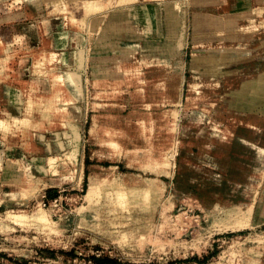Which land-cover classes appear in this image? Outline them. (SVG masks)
I'll use <instances>...</instances> for the list:
<instances>
[{"label":"rangeland","instance_id":"rangeland-1","mask_svg":"<svg viewBox=\"0 0 264 264\" xmlns=\"http://www.w3.org/2000/svg\"><path fill=\"white\" fill-rule=\"evenodd\" d=\"M62 1L0 0V264H264V23L252 13L264 0H180L177 55L161 46L164 0H139L153 6L149 31L120 15L74 24L49 11ZM125 38L134 45L126 55L98 44ZM41 47L57 58L46 67L34 63ZM68 67L80 93L63 113L52 108L64 88L51 72ZM76 144L82 179L43 189L29 178L69 167ZM118 172L161 178L166 191L141 219L100 182L93 213L80 219L88 176ZM41 204L49 228L8 217Z\"/></svg>","mask_w":264,"mask_h":264},{"label":"bare ground","instance_id":"bare-ground-1","mask_svg":"<svg viewBox=\"0 0 264 264\" xmlns=\"http://www.w3.org/2000/svg\"><path fill=\"white\" fill-rule=\"evenodd\" d=\"M162 2H163L162 3V6H163L162 10H163V14H165V17H164L165 19L163 20L164 21L163 27H165V29H163L162 38H164L167 41H165L163 39L164 44L161 46H162V48H164L163 51L164 50H165V52L170 51L171 54L177 55L178 51L175 50V47L173 45H174V42L176 41V39H180V37L176 38L177 35H179V34H178V30L175 26H178V24H179L178 23L176 25V23L178 22V19L180 17L179 16L177 19V16L180 15V14H177V12L178 13L180 12V6L182 3L180 0H164ZM111 6H114L116 8L111 9L109 12H107L108 8H110ZM151 6L152 5H150V4H145V5L139 4V0H63L59 4L53 5V7H51V9L49 8V11L51 12V10H52V12L55 11L58 13L64 12V14H66V16H64V17L67 18L68 17L67 14H69V17L71 16V18H69V20L72 23H74V24L79 23L80 24V23L85 22L86 24H88L90 26L96 25L97 22H99V21H103V23H106V24H108V23L111 24L114 22L113 17L116 15H120V16L125 17L123 19L125 22L133 21L134 23L141 24V25L145 26V28H147V30L149 31L150 29H152L149 27V25L152 24L153 18L148 15L147 9L151 10V8L153 7V6L152 7ZM252 13L258 14L259 21L261 23H264V7H255L254 9H252ZM11 14H12V12H8L6 16L8 18H11L12 17ZM64 14H62V16ZM107 16H108V19H106ZM47 18L45 17L38 24L43 25V22L44 23L46 21L48 22L50 19H47ZM47 22H46V24H48ZM49 24H50V22H49ZM180 24H181V22H180ZM42 25H41V27H42ZM181 31H180V34H181ZM104 36H105V34H104ZM104 36H102V37L99 36L98 40H105V38L107 36L106 37H104ZM139 36H141V35L139 34ZM85 38H86V36H85ZM148 38L151 39L152 37L149 36ZM72 39H75L78 41L77 35H74ZM127 39H129V38H125V41L121 40V41H115V42H111V43L105 42L104 44L103 43L100 44L98 42V44L102 50H104V49L109 50L111 48L110 46L114 45V43H115L118 45L115 50H118V53H120L122 55H126V54H128V52L130 50V46L131 47L134 46L130 42V40H127ZM172 40L174 41L173 44L171 43ZM96 42H94V43H96ZM149 43H151V42H149ZM178 43H179V41H178ZM176 46H177V43H176ZM152 47L158 49L160 46H157V44H156L155 46L153 45ZM179 48H181V47H179ZM81 49L82 48H79L78 50H81ZM111 50H112V48H111ZM80 54H77V55H80ZM34 55H35L34 56V59H35L34 63L36 65L38 64V67H42V66L46 67L45 63H47L49 60H51V59L56 60L57 59L54 51H52V50L46 51L43 47H41V49H37L36 52L34 53ZM80 57H77V58L79 59ZM77 58H76V61H78ZM164 58H166V57H164ZM81 59L79 61V63L81 62V64H78L79 67L77 66L79 69L82 67ZM23 62H24V64L22 67H25V65H27V62H28V60L25 56L23 57ZM32 66H33V64H32ZM44 67H43V69H44ZM32 68H34V66ZM73 68H76V67H73ZM73 68L68 67V68H65V70L61 71V72H58L56 70L55 71L53 70L51 72V75L53 77H55L53 86H56V83H58V86L60 88H64L62 90L65 92V94H63V91H62V93L58 94V96L53 95V97L51 99V103L57 104V105H55V107H52L54 110L56 109V111H62L63 113H66L65 111L68 112L70 109V106L72 107V102L79 97V93H80L79 92V82H80L79 73L76 70H73ZM65 87H67L66 90H65ZM47 96L48 95H45V98ZM65 103H67L68 105H65ZM45 107L49 108V106H47V104H44L43 108H45ZM19 119H20V117H19ZM22 121L26 122V120H22ZM24 122H22V123L20 122L19 124L22 126V124ZM65 125H67V124H65ZM69 125H70V123L67 126H69ZM30 126L31 125H29V127ZM27 127L28 126H26V128ZM24 128H25V126H24ZM20 134H22V132H20ZM25 135H26V132L23 133V136H25ZM71 136H72V131L66 132V142L69 144H70ZM79 146H80V144H76L74 146L75 158H74V162L71 165H69V167H67L65 169L63 168L61 171L54 169V170L50 171L51 174H47L46 171H42L41 169L37 168L36 171L35 170L32 171V172H34V175H33L32 173H30V171L32 170L30 164H28V165L23 164L22 167H25L24 170H26V168H27V171H28V169H31L29 171L30 174L25 173L26 176L29 177V175H30V177H29L30 179L31 178L36 179V177L40 178V180H42L41 183L43 185L42 186L43 189L61 187L73 178L82 179L83 164H82V155L80 153V147ZM262 150H263V148H262ZM0 154L2 155L1 151H0ZM48 157H49L48 159L54 158V156H48ZM11 159L13 161L14 158H11ZM11 159L8 158V160H7L10 164H11V161H9V160H11ZM46 159H47V156H46ZM48 159H47L48 165L52 166L53 163L48 161ZM13 163H16V162H12V165H13ZM21 163L22 162H20L19 164H21ZM10 164L8 165L9 167H10ZM14 165H16V164H14ZM14 165H13V167H14ZM17 166H18V164H17ZM17 166H16V168H20ZM13 167H11V169ZM13 169H12V173L15 170V169L14 170ZM24 170L22 171V168H20L18 170V172L19 173L20 172H22V173L27 172ZM39 172H41V173H39ZM22 173H20V174H22ZM20 174H19V176H20ZM21 176L24 179L26 177L25 175L24 176L21 175ZM28 177H26V179H25L26 181H28V179H27ZM141 178H144V179L143 180L133 179L132 177H129L128 173H125V172H118L117 174L111 173V174H108V175L103 176V177H98L97 175H89L88 176V185L89 186L87 188V191L83 195L84 205H82L83 207L80 206L79 211H78L79 215H80V219L85 220V219L89 218L91 216V214L93 213V211H94L93 209H95V206L97 205L98 197H99L100 192H101L100 186H99L100 182H102L104 184V186H110L112 188L110 190H112V193H113L112 195H114L116 198L115 202H116L117 208L124 210V209H126L124 206L126 204L131 203L130 204L131 208L137 207L143 213V214L142 213L140 214V217L142 219V215H144V213L147 214V212L149 211V208H150L149 206L155 205L157 203V200L166 191V183L161 178H154V176H153V178H150V177H141ZM26 181H25V183H27ZM32 182H33V180H32ZM27 184H30V182ZM110 190L108 192L106 190V193L109 194ZM109 196H110V194H109ZM129 196L131 197V200H128ZM114 205H115V203H114ZM248 210H251V209L249 208ZM245 211L247 213V209ZM235 214L240 215V214H238V211ZM244 214L242 213V215H240L241 220H242L241 216H243ZM245 215L248 216L249 213H247ZM24 216L29 217V219H31L30 221H33V223H36V224L43 226L45 228L46 227L49 228V227H51L52 224L55 223V222H53L54 220H52V218L49 216L46 208H44L42 204L36 205V207L33 209V211L28 213V215H25V214L12 215V214H10L8 217H11V219L14 221H16V220L18 221V219H21L22 217L24 219L25 218ZM247 216H246V218H247ZM243 217H245V216H243ZM135 220H140V219L137 217V219H135ZM240 221H238V222H240ZM236 222H237V219H236ZM247 222H248V219H247Z\"/></svg>","mask_w":264,"mask_h":264},{"label":"trees","instance_id":"trees-1","mask_svg":"<svg viewBox=\"0 0 264 264\" xmlns=\"http://www.w3.org/2000/svg\"><path fill=\"white\" fill-rule=\"evenodd\" d=\"M85 163H86V160H85ZM84 186H86V183L85 182H84ZM46 197L49 198V199L50 198H55L56 197V194H53L52 191H47L46 192ZM95 262L97 264H110L111 263L110 260H108V259H99V258H97V259L95 258Z\"/></svg>","mask_w":264,"mask_h":264}]
</instances>
